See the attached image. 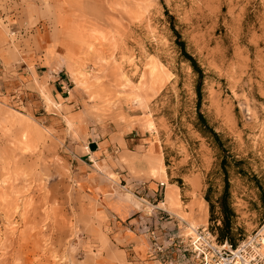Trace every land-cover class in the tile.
Segmentation results:
<instances>
[{
  "label": "rangeland",
  "instance_id": "374dc122",
  "mask_svg": "<svg viewBox=\"0 0 264 264\" xmlns=\"http://www.w3.org/2000/svg\"><path fill=\"white\" fill-rule=\"evenodd\" d=\"M28 4L31 25L42 20L68 50L74 67L63 77L72 92L62 104L44 85L30 84L21 96H12L16 87L0 94V264L126 263L123 241L107 235L77 186L79 157L128 202L148 245L156 240L176 264H199L189 251L193 227L220 224L210 221L205 195L212 187L216 199L223 189L221 155L199 129L198 75L172 27L204 71L200 111L231 155L238 240L257 232L261 239L264 0ZM135 120L149 130L150 147L86 159L92 127L121 136ZM152 181L165 185L150 196L142 187Z\"/></svg>",
  "mask_w": 264,
  "mask_h": 264
},
{
  "label": "crops",
  "instance_id": "0c3cea01",
  "mask_svg": "<svg viewBox=\"0 0 264 264\" xmlns=\"http://www.w3.org/2000/svg\"><path fill=\"white\" fill-rule=\"evenodd\" d=\"M31 1L0 0V94L16 87L12 96H21L30 84L44 85L53 101L62 104L72 92L63 75L70 68L72 70L73 61L61 39L54 37L48 25L42 20L31 25L30 18L34 17L28 7ZM133 115L142 116L140 113ZM103 130L105 128L98 125L90 129L83 151L90 162H101L99 155L103 151L115 152L125 147L128 152L138 153L150 147L147 141L149 130L139 120L133 121L121 136L115 131ZM79 160L83 164L78 161L76 165L77 186L92 202L96 217L107 235L118 236L123 241L124 264H165L161 255L153 253L148 245V234L136 231L139 221L133 217L128 202L119 199L111 191L110 184L89 171L87 165L94 164H88L81 157ZM164 185V181H152L142 188L151 196L156 195Z\"/></svg>",
  "mask_w": 264,
  "mask_h": 264
},
{
  "label": "trees",
  "instance_id": "16d2710c",
  "mask_svg": "<svg viewBox=\"0 0 264 264\" xmlns=\"http://www.w3.org/2000/svg\"><path fill=\"white\" fill-rule=\"evenodd\" d=\"M176 36H177V44L179 46V51L181 56L190 62L191 66L193 67L195 73L198 75V83H197V95H198V119H199V129L200 131L213 138L217 148L220 151L221 159H220V167L223 174V189L220 192L219 196L216 199H213L212 196V187H209L207 193L205 195L206 200L209 203V210H210V221L211 222H220L219 225H216L215 228L212 230L217 234V238L220 242L225 243L228 242L233 247L237 246L239 240L238 236H241V231H238V228L235 226L236 222V212L233 207L232 202V191H231V183H230V173L229 167L230 164V157L231 155L228 153V149L225 147L224 142L222 141L221 135L209 125L207 118L205 115L200 111L201 103H202V86L205 79V74L203 69L197 63V60L194 56L187 51L186 43L181 38V34L175 27H172ZM235 166L240 168L242 161H234ZM240 173L246 174L243 169H239ZM259 187L262 188V185L259 183ZM264 203V198H263Z\"/></svg>",
  "mask_w": 264,
  "mask_h": 264
},
{
  "label": "built area",
  "instance_id": "2783aa9c",
  "mask_svg": "<svg viewBox=\"0 0 264 264\" xmlns=\"http://www.w3.org/2000/svg\"><path fill=\"white\" fill-rule=\"evenodd\" d=\"M153 233L154 231H151V234ZM193 233L195 236L190 235L192 247L189 251L199 264H264V245L258 232L246 236L235 247L228 242H220L217 234L209 226L198 227ZM154 241L153 247L151 246L152 252L161 255L165 264H176L177 258L170 252H165L163 246ZM180 242H184V238ZM182 256L183 261H186L185 253Z\"/></svg>",
  "mask_w": 264,
  "mask_h": 264
},
{
  "label": "bare ground",
  "instance_id": "6f19581e",
  "mask_svg": "<svg viewBox=\"0 0 264 264\" xmlns=\"http://www.w3.org/2000/svg\"><path fill=\"white\" fill-rule=\"evenodd\" d=\"M29 123V122H28ZM25 124V123H24ZM32 125V124H31ZM194 230H196V228L193 227ZM261 234H262V237H261V241L264 245V229L261 230Z\"/></svg>",
  "mask_w": 264,
  "mask_h": 264
}]
</instances>
